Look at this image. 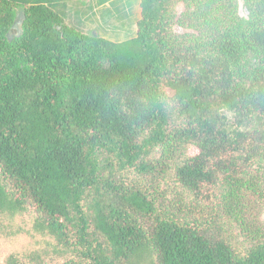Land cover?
Segmentation results:
<instances>
[{"label": "trees", "instance_id": "trees-1", "mask_svg": "<svg viewBox=\"0 0 264 264\" xmlns=\"http://www.w3.org/2000/svg\"><path fill=\"white\" fill-rule=\"evenodd\" d=\"M141 10L111 41L0 0V264H264V224L190 218L264 196V0Z\"/></svg>", "mask_w": 264, "mask_h": 264}, {"label": "crops", "instance_id": "crops-1", "mask_svg": "<svg viewBox=\"0 0 264 264\" xmlns=\"http://www.w3.org/2000/svg\"><path fill=\"white\" fill-rule=\"evenodd\" d=\"M41 2L57 11L65 23L84 33L122 41L137 34L142 0H18ZM23 13L19 11V20Z\"/></svg>", "mask_w": 264, "mask_h": 264}, {"label": "rangeland", "instance_id": "rangeland-1", "mask_svg": "<svg viewBox=\"0 0 264 264\" xmlns=\"http://www.w3.org/2000/svg\"><path fill=\"white\" fill-rule=\"evenodd\" d=\"M176 9L179 13H182L184 11V4L177 3ZM240 10H241V14L245 13L244 11L245 9L243 8L242 3H241ZM20 26L21 24L18 22L16 29L13 30V34H16L19 32ZM176 29L178 30L179 28H176ZM197 153L198 151L196 148L189 149V154L191 156H194ZM258 187H260V189H263L264 191V175H262V178L258 184ZM226 189L227 188H221L217 190L215 197L208 204H205L204 202L198 203L199 207L195 209L194 215L190 214V218H195V217L200 218L199 216L202 214L200 213L201 207L203 211L206 212L205 214L207 215L210 213L217 214L219 216L220 221L225 226L227 235L231 239V241H233V243L236 245H245L249 241V239L247 238L246 232H244V234L242 233L241 230L243 229V226H242L240 219L239 221H236V215L240 212H243L244 214H246V216L252 220L251 222H254V226H253L254 229H256L255 226H263L264 224V196L262 197L258 194H254L253 191L251 190H245L243 193L244 203L243 202L239 203L238 199H234L236 203L238 202L239 204H242L238 208L240 210L233 209L230 211L231 213L229 212L227 216H224L223 215L224 204L223 202L220 204V202L223 200V197H225L224 193L226 192ZM185 201L188 202L187 200ZM188 204H191V203H188ZM203 205H208V206L205 207ZM230 214H232V216L234 217L231 218ZM237 218H241V217H237ZM4 253L7 254L6 251H4ZM1 257H3V255H1ZM4 257L2 259H4Z\"/></svg>", "mask_w": 264, "mask_h": 264}, {"label": "water", "instance_id": "water-1", "mask_svg": "<svg viewBox=\"0 0 264 264\" xmlns=\"http://www.w3.org/2000/svg\"><path fill=\"white\" fill-rule=\"evenodd\" d=\"M244 11H245V13H248L247 9H245ZM96 36H97V35H96Z\"/></svg>", "mask_w": 264, "mask_h": 264}]
</instances>
